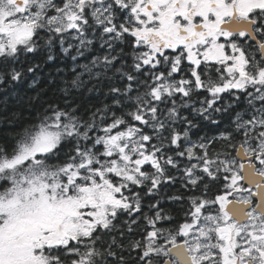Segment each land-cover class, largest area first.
<instances>
[{
	"label": "snow or ice",
	"instance_id": "1",
	"mask_svg": "<svg viewBox=\"0 0 264 264\" xmlns=\"http://www.w3.org/2000/svg\"><path fill=\"white\" fill-rule=\"evenodd\" d=\"M0 264H264V0H0Z\"/></svg>",
	"mask_w": 264,
	"mask_h": 264
}]
</instances>
